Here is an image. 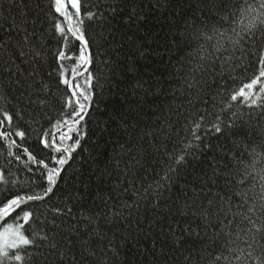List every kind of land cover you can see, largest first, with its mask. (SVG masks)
Here are the masks:
<instances>
[{
  "label": "trees",
  "instance_id": "16d2710c",
  "mask_svg": "<svg viewBox=\"0 0 264 264\" xmlns=\"http://www.w3.org/2000/svg\"><path fill=\"white\" fill-rule=\"evenodd\" d=\"M232 3L234 10L235 5L256 8L253 17L257 30L264 31V23L260 22L264 20V9H259L258 0H232ZM49 4L50 0H15L14 3L5 0L4 8L6 14L17 19L22 13L29 19L38 14L50 27L51 20L46 15ZM131 6H135L141 18L130 27L119 19L113 20L109 31L115 39L112 36L101 39L98 25L88 28L87 34L96 41L92 43L90 39L89 42L93 53L90 71L95 77V97L92 109L81 123L85 133L81 141L83 151L78 149L73 153L71 166H66L67 184L61 185L47 204H37L36 215L42 221L45 214L51 219L48 209L62 206L65 189L74 184L84 194L85 207L100 211L104 207L103 198L109 205L105 211L122 213L106 224L101 221L102 231L111 238L109 247L115 249V254L105 247L106 241H97L92 245L96 256L89 264L93 261L94 264H250L245 258L248 249L243 230L249 227L246 222L240 225L243 230L239 239L235 234L231 236L235 242L228 244V250L221 246L234 225L225 227L231 213L225 215L226 207L220 196L229 194L225 177L239 179L244 172L251 173L249 203L253 196H259L261 177L256 170L264 167V107L250 108L238 101L232 104L230 111L222 113L225 123H229L231 112L237 115L222 134L209 135L205 140V144L214 146V152L196 153L187 167L178 170L159 209L153 210L151 196L138 200L137 190L159 179L157 174L165 149H171L179 138L188 134V127L197 115L205 114L206 121L213 120L230 93L250 80L255 73V57L246 56L243 61L246 68L234 60L238 66L229 73L209 59L213 51L210 44L205 43L198 52L195 45H184L181 37L186 21L201 18L209 27L215 22L204 0H134ZM233 26L239 31L238 25ZM227 55L215 53L221 59ZM66 66L74 67L71 61L66 62ZM129 68L133 70H127ZM46 71L52 69L42 68L41 75ZM55 78L54 73L49 80L53 85L49 103L44 108L51 121L40 118L42 130L53 134L56 132L53 125L60 118V101L66 94L65 86L60 85L58 90L53 84ZM84 78H76L82 87ZM138 84L141 87H137ZM18 96L14 89L7 99L0 101V108L23 109L25 102L18 103L13 98ZM120 115L124 116V121L119 119ZM32 135L34 138L35 133ZM209 161L213 167L218 166L216 176ZM254 161L255 169L251 167ZM0 168L10 169L19 181L28 178L22 166L8 155L3 143H0ZM12 179L9 176V180ZM5 187L12 185H0V199ZM122 203L138 207L124 208ZM236 203L233 198V211ZM257 224L264 225V215ZM34 227L39 229L41 225ZM262 235L256 234L255 241L264 244ZM247 239L251 241L252 236ZM216 255L226 259L214 261Z\"/></svg>",
  "mask_w": 264,
  "mask_h": 264
},
{
  "label": "snow or ice",
  "instance_id": "6c2138e0",
  "mask_svg": "<svg viewBox=\"0 0 264 264\" xmlns=\"http://www.w3.org/2000/svg\"><path fill=\"white\" fill-rule=\"evenodd\" d=\"M14 2L15 0H11V3ZM133 2L134 0H83V3L82 0H50L46 14L51 20L49 27L41 21L38 14L33 19H29L26 13H22L19 19L10 17L4 8L5 0H0V33H3L0 35V101L7 99L15 89L19 96L13 98L18 103L25 102L24 108L20 110L0 108V143L7 147L8 155L28 174L27 179L19 181L10 169L0 168V185H12L11 188L5 187L3 199H0V264H89L96 256L92 245L97 241H106L105 247L115 254V249L109 247L112 240L102 228L112 217L119 218L122 213L105 211L109 205L103 198L104 207L100 211H93L92 207L84 206V194L73 184L65 189L62 206L48 209L52 214L51 219L45 214L42 221L36 215V205L47 204L60 186L67 184L66 166H71L69 162L73 159L74 152L78 149L83 151L81 141L85 133L81 123L92 109L95 97V77L90 71L93 53L89 42L90 39L92 43L96 41L87 34L88 28L98 25L101 39L107 40L109 36L115 39L109 31L113 20L119 19L130 27L141 18L135 6L129 7ZM204 3L210 18H214L215 22L209 27L208 22L201 18L186 21L185 33L181 37L184 45H195L198 52L205 43L210 44L213 51L209 59L214 64L218 62L223 71L229 73L238 66L233 63L234 60H238L239 66L246 68L244 59L248 55L254 56L255 73L247 83L230 93L213 120L206 121L205 114L197 115L188 127V134L179 138L171 149H165L157 174L159 179H154L147 188L137 190L138 200H143L146 196L152 197L154 211L165 203L164 193L178 176V170L187 167L196 153L205 155L214 152V146L211 143L205 144V140L209 135L222 134L225 127L231 126V119L237 115L231 112L229 123H225L222 113L230 111L232 104L238 101L250 108L264 107V31L257 30L256 18L253 17L256 8L251 5H235L234 10L232 0H204ZM258 6L259 9H264V0H258ZM260 22L264 23V20ZM234 24L239 26V31ZM215 53L228 55L221 59ZM69 61L74 67L67 68L66 62ZM42 68H51L52 71H46L42 76ZM54 73L56 78L53 84L58 90L60 85L66 89V94L60 101V118L53 125L58 136L51 131L42 130L40 120L45 117L51 121L44 108L49 103L48 97L53 86L49 80ZM77 76L84 78L83 87L76 80ZM188 86L192 87L191 84ZM137 87L141 85L138 84ZM119 119L124 121L125 118L120 115ZM209 167L213 176H216L218 166L213 167L209 161ZM251 167L255 169V161ZM256 171L261 177L260 193L258 198H251V203L249 192L252 188L248 187L251 173L244 172L239 179L225 177L229 194L227 197L221 195L220 199L226 207L225 215L231 213L225 227H234L221 242V246L228 250V244L235 242L230 239L231 236L235 234L239 239L240 231L243 230L240 225L246 222L249 227L243 230L246 237L244 243L248 249L245 258L250 264H264V244L255 241L256 234H264V225L257 224V220L264 215V167ZM9 176L13 177L11 181ZM233 198L238 201L235 211ZM122 206L138 207L127 203H122ZM36 224L41 227L36 229ZM249 235L252 236L251 241L247 239ZM103 250L101 249L102 252ZM213 259L219 262L226 258L216 255Z\"/></svg>",
  "mask_w": 264,
  "mask_h": 264
},
{
  "label": "water",
  "instance_id": "95a60500",
  "mask_svg": "<svg viewBox=\"0 0 264 264\" xmlns=\"http://www.w3.org/2000/svg\"><path fill=\"white\" fill-rule=\"evenodd\" d=\"M76 78H79V76H77Z\"/></svg>",
  "mask_w": 264,
  "mask_h": 264
},
{
  "label": "bare ground",
  "instance_id": "6f19581e",
  "mask_svg": "<svg viewBox=\"0 0 264 264\" xmlns=\"http://www.w3.org/2000/svg\"><path fill=\"white\" fill-rule=\"evenodd\" d=\"M55 134H57V133L55 132Z\"/></svg>",
  "mask_w": 264,
  "mask_h": 264
}]
</instances>
